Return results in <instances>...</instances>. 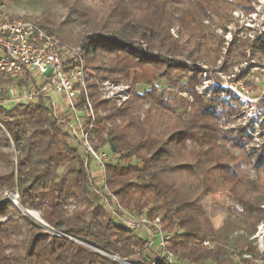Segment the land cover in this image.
I'll use <instances>...</instances> for the list:
<instances>
[{
	"label": "trees",
	"instance_id": "trees-1",
	"mask_svg": "<svg viewBox=\"0 0 264 264\" xmlns=\"http://www.w3.org/2000/svg\"><path fill=\"white\" fill-rule=\"evenodd\" d=\"M232 4L230 0H104L99 15L84 0H75L70 9L73 21L84 23L77 41L88 57L86 67L108 54L120 57L116 64L94 68L96 80L122 79L147 87L115 108L100 100L87 81L95 113L94 147L108 145L111 150L112 146L117 156L106 166V184L122 207L160 218L163 231L171 235L167 250L186 264H232V251L250 247L245 238L239 239V248L228 247L229 237L241 229L230 224L214 229L204 216L203 197L226 192L242 212L252 215L264 196L261 190L252 194L245 187L249 160L233 157L230 151L237 145L219 128L228 107L219 103L221 112L209 111L211 100L198 99L192 88L195 68L175 59L193 60L194 52L185 49L189 41L199 50L207 38L204 22L221 12L220 6ZM40 26L66 43L48 20ZM174 27L178 40L170 35ZM254 48L264 54V33L254 40ZM146 71L154 74L153 80L144 79ZM179 93L188 94L191 101ZM0 126L5 131L0 130V164L5 168L0 192L17 191L21 207L39 210L55 232L106 255L43 233L0 198V217L8 215L0 222V264H120L113 257L129 264H150L143 255L145 243L106 219L102 207L92 200L80 155L42 101L0 106ZM253 170L264 172V147ZM70 203L75 209L68 215ZM198 217L202 223L188 231V223ZM246 232L251 236L254 230ZM205 241L212 246L203 248ZM133 255L138 256L133 259Z\"/></svg>",
	"mask_w": 264,
	"mask_h": 264
},
{
	"label": "rangeland",
	"instance_id": "rangeland-1",
	"mask_svg": "<svg viewBox=\"0 0 264 264\" xmlns=\"http://www.w3.org/2000/svg\"><path fill=\"white\" fill-rule=\"evenodd\" d=\"M84 1L85 4L94 8L99 15L103 12L102 4L104 0ZM230 1L233 2L231 6H220L221 12L214 14L210 21L204 22L207 28L204 34H207V38L199 50L195 51L193 40H190L189 46L187 45L185 47V49L189 48L194 52V59L186 60L184 56L175 59L195 68L194 74L196 79L193 81L192 88L198 99L204 102L211 100L212 105L209 111L216 108L218 112H221L219 103L228 107V116L224 115L220 119L219 128L225 133L227 139L237 145V149L230 151L233 157H237L238 159L245 157L249 160L250 165L245 171V187L252 194H260L258 193L259 190L264 192V172L257 173L253 170V167H255L256 158L261 154L262 148L264 147V54L261 55L255 51L254 40L261 37L264 33V0ZM213 2L215 3L216 1ZM74 3L75 0H0V10L12 16L31 20L39 24L48 20L54 24L53 28L55 30L58 29V32L65 39L67 45L78 46L80 43L77 41V37L82 29H84V23L73 21L74 17L70 15V9ZM218 5L219 4L216 3V6ZM192 34H195V31H193ZM170 35L178 40L176 27L171 29ZM180 41L184 44L182 40ZM137 45L140 46L144 52L148 51L141 42H138ZM152 53L156 54V52ZM86 59H88L87 56H85V60ZM119 59L120 57L117 53H112L105 57L95 59L91 66L86 67L87 81L95 87L98 98L100 100H104L106 97L111 98L112 100L110 99L108 101L115 108H120L128 102L132 93L136 92L141 94L147 89V87L143 85H132L129 81H124L122 79H117V82L110 80L99 82L96 80L94 77L96 75L94 68H103L116 64ZM153 76L154 74L152 72L146 71L143 77L145 80L151 81L154 78ZM25 83L26 81L21 82L17 79L0 76V103L7 99V96L16 89L19 90L26 87ZM157 84L163 86V81H159ZM103 86H107L109 89L103 90ZM179 96L186 101H191V97L186 93H179ZM87 98L93 111L94 123L95 113L89 98L88 89ZM117 99L120 100V107L117 105ZM82 101L83 97L77 101V108L80 110V115L82 116L80 121L86 128L89 120L83 113ZM61 102L62 101L55 96V103L60 104ZM34 104L36 103H33V105ZM1 107H3V109L11 108L10 104H4L1 105ZM97 114L99 116H104L101 111ZM59 126L62 132L66 133L63 127L61 125ZM106 126L109 127L110 124L107 123ZM0 130L5 134L1 126ZM92 131L89 136V142L92 148L106 155L107 165L114 163L117 156L111 152L108 145H105L101 149H95L94 144L96 143V139L93 137ZM67 137L70 144L77 150V146L70 140L68 134ZM3 152L7 151L3 149ZM11 152L13 156L16 155L13 148H11ZM77 153L80 155L78 150ZM90 168L93 169L92 166H90ZM4 173L5 168L0 164V174ZM88 191L91 194L92 200L104 210L106 219L110 220L107 217L106 208H104L101 199L97 198L90 189H88ZM9 196L10 192H0V198L8 201L10 209L39 226L43 233L51 236L68 238L49 227L43 221L39 210L22 208L19 201L15 204L9 199ZM201 204L204 208V216L210 221L214 229H219L224 224L235 225L241 229L229 237V248L232 246H237L239 248L240 241H242L239 239L241 238H245L247 243H250V247L232 251L230 256L232 264H264V196L260 209L252 215H247L242 212L238 208L235 199L226 192L214 196H205L202 198ZM66 209L68 215H70L75 209L74 203H70ZM26 212H34L40 221L47 226L42 225ZM7 216L8 215L0 217V222L5 221ZM114 223L118 225L117 221ZM201 223L202 217L191 220L188 223V231L196 230ZM252 230H254L253 234L251 236L248 235L246 231ZM134 235L139 239H141V237L143 238V234L134 233ZM68 239L106 256L100 251L90 248L81 241L72 238ZM156 245L157 241L152 245V248L150 247L149 250L143 253L147 261L152 260L154 256L153 250L156 249ZM211 246L212 245L208 242L207 245H203L202 247L210 248ZM137 256L138 255H133L132 258L135 259ZM177 262L178 264H186L178 259ZM119 263L123 264L122 262Z\"/></svg>",
	"mask_w": 264,
	"mask_h": 264
},
{
	"label": "built area",
	"instance_id": "built-area-1",
	"mask_svg": "<svg viewBox=\"0 0 264 264\" xmlns=\"http://www.w3.org/2000/svg\"><path fill=\"white\" fill-rule=\"evenodd\" d=\"M85 56L81 44L69 46L48 34L39 23L0 10V76L26 81V87L13 91L0 106H29L42 101L77 146L89 176V189L101 199L107 217L133 233L143 234L141 240L147 250L157 241L150 264H178L177 258L167 250L166 242L171 235L163 231L160 218H149L144 212H132L122 207L106 185L107 157L94 150L89 142L93 111L87 98ZM105 89L109 88L103 86ZM55 96L62 101L60 104L55 103ZM82 97L83 113L89 120L86 128L80 121L82 116L77 108V101ZM110 99L106 97L104 100ZM116 101L120 107V100ZM9 199L17 204V191L10 193ZM207 244L203 242V245Z\"/></svg>",
	"mask_w": 264,
	"mask_h": 264
},
{
	"label": "bare ground",
	"instance_id": "bare-ground-1",
	"mask_svg": "<svg viewBox=\"0 0 264 264\" xmlns=\"http://www.w3.org/2000/svg\"><path fill=\"white\" fill-rule=\"evenodd\" d=\"M29 216H31L33 219L38 221L39 223L41 222L38 216L34 212H26Z\"/></svg>",
	"mask_w": 264,
	"mask_h": 264
},
{
	"label": "water",
	"instance_id": "water-1",
	"mask_svg": "<svg viewBox=\"0 0 264 264\" xmlns=\"http://www.w3.org/2000/svg\"><path fill=\"white\" fill-rule=\"evenodd\" d=\"M110 147H111V151L114 153V148L112 146H110ZM113 259L116 260V261H118V262H122L123 264H129L126 261H121V260H118V259H116L114 257H113Z\"/></svg>",
	"mask_w": 264,
	"mask_h": 264
}]
</instances>
